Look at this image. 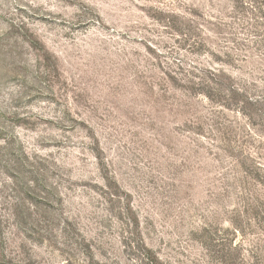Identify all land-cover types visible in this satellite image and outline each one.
Masks as SVG:
<instances>
[{"label":"rangeland","instance_id":"obj_1","mask_svg":"<svg viewBox=\"0 0 264 264\" xmlns=\"http://www.w3.org/2000/svg\"><path fill=\"white\" fill-rule=\"evenodd\" d=\"M0 264H264V0H0Z\"/></svg>","mask_w":264,"mask_h":264}]
</instances>
